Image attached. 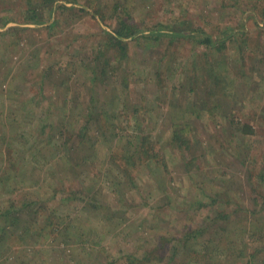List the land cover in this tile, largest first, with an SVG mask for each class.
Masks as SVG:
<instances>
[{
    "label": "rangeland",
    "instance_id": "obj_1",
    "mask_svg": "<svg viewBox=\"0 0 264 264\" xmlns=\"http://www.w3.org/2000/svg\"><path fill=\"white\" fill-rule=\"evenodd\" d=\"M33 1L0 0V264H264V0Z\"/></svg>",
    "mask_w": 264,
    "mask_h": 264
},
{
    "label": "trees",
    "instance_id": "obj_2",
    "mask_svg": "<svg viewBox=\"0 0 264 264\" xmlns=\"http://www.w3.org/2000/svg\"><path fill=\"white\" fill-rule=\"evenodd\" d=\"M56 1L57 0H34L31 3V5H29L26 8V13L30 15V18H29L30 20H28L25 24H43V22L45 21V18H44L45 12L48 14L49 18H51V12L54 9H57L59 7H64V6H59L58 4L55 5ZM117 21H118L117 26L113 29V31L110 34H106V37L104 40H106L105 45L108 42L111 45V47L119 48L121 51H123L124 50L123 46H125L124 45L125 42L122 41V39L131 37L134 34L135 28L133 27V25L132 26L127 25L128 23L125 20L121 19V17H117ZM160 26H162V25L160 24ZM221 33L223 35H225V31H223ZM237 34H234V35L236 36ZM192 35H194V36H192V38H194L196 40L195 45L197 46V48L200 46H203V47L210 49V50H213V49L218 50V49L223 48L224 44H225V40H226L225 38H220V36L217 34H216V36H213V37L212 36L210 37L204 33H201V34L196 33V34H192ZM226 35L234 36L233 33H229ZM144 37L149 39V37H156L157 38L159 36H155V35L151 34L149 36L147 35ZM241 127L243 128L244 125H241ZM170 140H172L171 141L172 146L179 147V144L181 146L184 144L188 145V140L184 138V135L182 133L176 132L175 129H173L172 138H170ZM225 192L227 193V191H225ZM10 209L11 208H3L1 210V216L8 214L10 212ZM11 211L13 212L12 209H11ZM231 215L233 217H235V214L233 213V211L228 213L227 210H223L219 213H216V215H213V221H216L219 219L225 223H229L228 221L230 220ZM187 236H189V233L185 234L184 237H187Z\"/></svg>",
    "mask_w": 264,
    "mask_h": 264
}]
</instances>
